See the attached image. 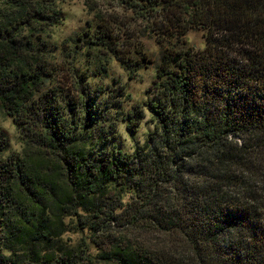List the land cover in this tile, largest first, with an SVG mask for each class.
I'll return each instance as SVG.
<instances>
[{
	"label": "trees",
	"instance_id": "trees-1",
	"mask_svg": "<svg viewBox=\"0 0 264 264\" xmlns=\"http://www.w3.org/2000/svg\"><path fill=\"white\" fill-rule=\"evenodd\" d=\"M61 1L0 0V113L22 143L9 153L0 128V264H264V0H114L163 48L132 153L105 146L90 93L76 118L43 93ZM112 23L78 38L133 67Z\"/></svg>",
	"mask_w": 264,
	"mask_h": 264
},
{
	"label": "rangeland",
	"instance_id": "rangeland-1",
	"mask_svg": "<svg viewBox=\"0 0 264 264\" xmlns=\"http://www.w3.org/2000/svg\"><path fill=\"white\" fill-rule=\"evenodd\" d=\"M90 1L92 9L86 0L60 2L59 8L64 14L61 24L51 27L45 36L52 77L43 93L50 96L52 92L56 94L63 115L75 118L80 113L78 102L82 103L86 98L84 92L90 93L98 111L103 106L99 115L101 120L103 118L106 121L107 128L111 125L114 127L105 146L132 153L137 145L146 142L148 133L154 127L150 112L144 109V102L149 99V91L157 80L156 70L163 48L150 30L148 20L138 18L114 0ZM100 17L113 22L118 39L117 46L113 48L125 52L123 55L132 59L133 67L127 68L107 47L96 46L91 49L79 40L83 32L97 30ZM83 38L80 36V39ZM185 40L195 48L204 46L201 31H190ZM140 108L144 109V116L138 118L137 111ZM133 112L136 113L134 117L140 120L136 131L128 127L129 113ZM0 128L9 140V153L21 152L20 132L12 118L0 113ZM83 237V233L68 231L64 241L77 246ZM90 249L96 253L93 247Z\"/></svg>",
	"mask_w": 264,
	"mask_h": 264
}]
</instances>
